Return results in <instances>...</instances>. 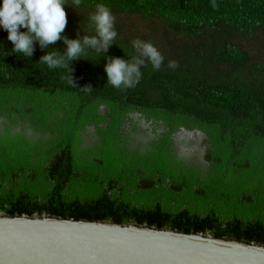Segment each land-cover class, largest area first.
Here are the masks:
<instances>
[{"label":"trees","instance_id":"obj_1","mask_svg":"<svg viewBox=\"0 0 264 264\" xmlns=\"http://www.w3.org/2000/svg\"><path fill=\"white\" fill-rule=\"evenodd\" d=\"M67 3L64 37L95 35L89 15L97 3L110 8L118 35L102 55L87 49L68 73L39 63L50 51L63 54L62 41L43 50L34 42L25 58L0 27V212L264 245V58L252 59L234 41L264 37V0H216V9L212 0ZM123 15L156 21L168 45L161 69L146 62L129 89L108 85L104 72L106 58L136 55ZM170 60L179 66L168 68ZM87 85L93 91L81 89ZM132 113L164 132L129 146L124 124ZM181 127L205 134L204 166L177 155L173 136Z\"/></svg>","mask_w":264,"mask_h":264},{"label":"water","instance_id":"obj_2","mask_svg":"<svg viewBox=\"0 0 264 264\" xmlns=\"http://www.w3.org/2000/svg\"><path fill=\"white\" fill-rule=\"evenodd\" d=\"M0 264H264V245L135 223L0 212Z\"/></svg>","mask_w":264,"mask_h":264},{"label":"clouds","instance_id":"obj_3","mask_svg":"<svg viewBox=\"0 0 264 264\" xmlns=\"http://www.w3.org/2000/svg\"><path fill=\"white\" fill-rule=\"evenodd\" d=\"M66 4H68L67 0H2L0 27L8 33L7 39L13 45L12 52L29 58L35 50L34 42H37L43 50L57 41H62L66 45L63 54L56 50L50 51L40 57L39 63L46 64L50 69H67L68 73L70 63L86 57L87 49H92L101 55L106 53L118 35L115 29V17L110 8L106 4L97 3L95 11L90 13V28L94 29L95 35L79 36L78 34L77 39H68L63 36L67 25V13L64 10ZM81 4L82 0H72V8H78ZM211 6L213 9L218 7L216 0H212ZM21 28L26 31L20 32ZM131 43L136 51V55L131 59L106 58L104 72L107 76V84L114 88L135 87L142 78L141 69L146 62L157 71L164 63V56L152 42L134 39ZM167 66L175 69L179 65L176 60H170ZM68 82L74 86L71 77L68 78ZM81 89L87 92L93 91L90 85Z\"/></svg>","mask_w":264,"mask_h":264},{"label":"rangeland","instance_id":"obj_4","mask_svg":"<svg viewBox=\"0 0 264 264\" xmlns=\"http://www.w3.org/2000/svg\"><path fill=\"white\" fill-rule=\"evenodd\" d=\"M119 22L121 26L123 27L122 32L125 33L126 36L129 38L134 39H140L145 42L148 40L153 41L154 46L160 51L167 49L168 45L166 41L164 40V36L161 35L159 32V24L156 21L153 20H142L138 16H121L119 18ZM132 40V41H133ZM234 41L236 42H242L243 47L247 49L248 54L251 56L252 59L260 61L261 59L257 58H264V37L262 36V33H256L254 34L251 39L243 40L241 37L235 36ZM246 74L249 73L248 70H244ZM239 79L238 81L242 80V74L238 75ZM251 80L255 81L254 76H250ZM132 118V121H126L124 124L125 130L129 134V146L133 147L137 145L138 143L145 144L149 139H151L153 136H155L156 133L164 132V129L162 127H159L161 124L159 122V125H152L149 126V122H146L147 120L142 117V115L138 113H132L130 115ZM4 120V117H0V131L4 132V127L2 125V121ZM146 120V121H145ZM149 121V120H148ZM21 122L19 120L18 125L14 126L11 130L14 133H18L21 131L22 126L20 125ZM135 126V127H134ZM155 129V132L153 131ZM29 132L30 130L26 129L25 132ZM186 131H181L176 137H174L173 140H175V143H180L179 145L182 148H177L178 156L181 157L183 160H186L188 162H196L202 166H204L202 156L201 154L204 153V146L205 141L204 138H206L204 133H201V136H193L192 133L185 134ZM191 135V136H189ZM37 136V135H36ZM190 137V138H189ZM199 138L198 139V148L200 151L194 152L195 147H187L191 143L195 144L193 142V138ZM185 138V139H184ZM85 141L88 142L87 138H85ZM199 155L201 156L199 158ZM199 158V159H198ZM197 160V161H196Z\"/></svg>","mask_w":264,"mask_h":264},{"label":"flooded vegetation","instance_id":"obj_5","mask_svg":"<svg viewBox=\"0 0 264 264\" xmlns=\"http://www.w3.org/2000/svg\"><path fill=\"white\" fill-rule=\"evenodd\" d=\"M139 114V113H138ZM141 115V114H140ZM149 120V119H148ZM146 121V122H149V126H152V125H157V123H154V122H152L151 120H149V121ZM181 131H184V129L181 127L175 134H174V136H173V139H174V137H176ZM193 131V136H196V135H198V136H201V132L200 131H198V130H192ZM189 136H191V135H189ZM190 138V137H189ZM185 139V138H184ZM194 140H193V142L195 143V144H190L189 146H187V147H195L197 144H198V139L199 138H196V137H194L193 138ZM206 140V138H204V141ZM174 143H175V140H174ZM180 143H178V142H176L175 143V145H174V147H175V149H176V152H177V148L176 147H178L179 149L180 148H182L180 145H179ZM198 151H200V149L198 148V146H196V148H195V150H194V152H198ZM177 154H178V152H177ZM204 154V153H203ZM203 154H201V155H203ZM201 156L199 155V158H200ZM198 158V159H199ZM202 160H203V158H202ZM197 161V160H196Z\"/></svg>","mask_w":264,"mask_h":264},{"label":"bare ground","instance_id":"obj_6","mask_svg":"<svg viewBox=\"0 0 264 264\" xmlns=\"http://www.w3.org/2000/svg\"><path fill=\"white\" fill-rule=\"evenodd\" d=\"M187 133H192V135H193V131L192 130L191 131H187L186 130V133L185 134L188 135Z\"/></svg>","mask_w":264,"mask_h":264}]
</instances>
